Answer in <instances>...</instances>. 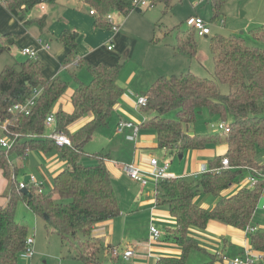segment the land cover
<instances>
[{"label":"trees","instance_id":"1","mask_svg":"<svg viewBox=\"0 0 264 264\" xmlns=\"http://www.w3.org/2000/svg\"><path fill=\"white\" fill-rule=\"evenodd\" d=\"M56 0H6L7 8L20 20L28 11L41 2L47 4ZM95 11V24L110 28L106 14L112 9L122 12L132 10L131 0H86ZM220 1L213 0L216 15ZM30 22V20L28 21ZM45 26L46 15L38 19ZM196 30L190 28L177 36V50L191 57L198 55L195 40ZM255 38L264 42V25L252 31ZM3 39V38H2ZM0 39V41L2 40ZM59 40L66 45L69 56L74 58L78 46V34L64 30ZM6 49L0 46V55ZM211 53L214 62V77H202L194 72H182L169 77L159 76L146 91L148 103L142 109L150 117L140 122V128L156 131L158 148L176 154L190 150H203L210 145L226 144L225 155L211 159L208 169L200 178L189 181L187 176L163 178L157 182V201L167 205L177 222L176 242L182 253L178 258H164L158 264H186L191 252L202 249L189 236L191 227L205 229L212 220L245 230L252 220L264 194V180L260 179L253 188L241 187L235 194L223 193L245 177L247 168L264 173V164L257 159L258 150L264 149V47L248 45L242 37L216 35L212 37ZM83 61L80 60L82 64ZM92 79L89 83L78 81L72 94V110L60 108L56 111V130L68 134L72 144L59 146L45 137L46 116L62 97L68 84L60 77L47 79L45 65L38 59L6 65L0 72V117L12 116L9 108L29 99L35 89H42L29 115L13 116L15 131L37 133L38 137L20 140L12 150L0 148V170L12 180L8 202L0 206V264H18L19 253L25 248L28 227L16 220L15 210L19 200L25 201L65 241L86 236V244L80 242L78 258L84 264H95L99 246L90 236L95 224L120 215L121 206L103 153L93 154L94 163H84L85 145L94 133L109 124V118L121 99L124 89L118 83L119 65L83 62ZM222 84L230 86L229 93H223ZM207 109L218 122L227 121L229 132L217 131L209 135L194 133L191 128L198 115ZM174 112L175 117L169 116ZM90 117L80 128L70 127L80 119ZM51 151L57 148L61 159L67 163L53 181L51 191L36 186L29 188L31 195L22 192L18 185V166L9 161L11 154L25 158L31 149ZM229 158L230 167H222V159ZM17 176L13 180L12 175ZM219 198L213 208L199 205L195 198L201 193ZM251 246L264 254V231L250 235ZM81 243L84 246L81 245ZM95 259V261H94ZM109 264H122L113 257ZM264 264V259L259 263Z\"/></svg>","mask_w":264,"mask_h":264},{"label":"rangeland","instance_id":"2","mask_svg":"<svg viewBox=\"0 0 264 264\" xmlns=\"http://www.w3.org/2000/svg\"><path fill=\"white\" fill-rule=\"evenodd\" d=\"M59 1V0H58ZM62 4L68 5L71 2V6L75 9L78 8L80 0H60ZM46 8H51L47 3ZM89 9L88 6L84 7ZM134 7L129 13H122L119 15L118 9L110 10V14L114 15L121 21L125 20V28L127 33L121 41V48L130 50V57H126L127 60H122L125 55L121 56L116 65H119V80L120 84L124 88V93L119 100V104H123L121 110L114 108L107 126L99 128L93 135V138L85 145L84 155L82 161L84 163H94L96 161L93 154L96 153H109L112 160L122 163H134L137 166H145L149 162L152 155L162 159V154H165L163 150L158 148L157 134L154 129L141 128L139 136L136 140L128 138V134L131 131L128 129L124 132L117 131L118 122L121 118L125 120H134L136 123L142 122L144 119H148L151 115L145 112L142 108L136 109V101L142 91H147L153 84V82L159 76H171L174 74H180L182 72H194L202 77H214V62L211 53L212 37L216 35L222 36H238L242 37L244 41L253 47H264V42L255 38L252 31L258 29L264 25V0H221L219 14L216 15L213 0H157L153 7L144 8L142 11H138ZM48 11V10H47ZM43 13L41 6L38 4L31 9V15L33 21L30 23V38L24 37L22 41L19 39L20 26L13 24L7 18L4 17L3 12L0 11V39L8 35V32L14 33L18 36L17 40H12L9 44H6V49L0 55V72L6 65H14L27 59V56L22 55L21 47L31 45L38 46L37 39L41 38L44 43H50V50H47V54L44 58L47 70L46 75L52 77L51 71L58 72L59 62L53 55L55 51V44L48 40V37H44L41 33L39 36L40 26L37 17H40ZM199 16L205 20L207 26L210 28L211 33L208 35L195 34V40L197 43L198 55L191 57L179 50L174 49L177 46V36L180 32L186 33L190 30V26L187 24V19L191 16ZM120 16V17H119ZM128 19V20H127ZM10 34V33H9ZM2 43H0L1 45ZM112 46L117 45V41L113 43L109 42ZM40 48V47H39ZM119 49V46L117 47ZM102 52L107 50L105 45L101 48ZM174 50L177 55H174ZM81 64L79 63V66ZM70 68L69 70L60 71V77L68 84V88L58 102L53 106L52 112L56 113L58 109L63 106V109L69 107L71 102L72 90L76 87L75 79L72 72H75L76 76L83 80L86 77L88 81L90 79V72L85 65L80 67ZM76 68V69H75ZM84 81V80H83ZM89 83V82H87ZM230 86L228 84H222L221 90L223 93L230 92ZM119 104L117 106H119ZM171 117H175V113L169 114ZM218 123L217 116H211L207 109H204L197 117L196 122L192 126L191 130L200 135H209L218 131L215 125ZM79 125V122L73 124L70 127V131H75V127ZM51 129L47 128L46 134L50 133ZM2 132H0V136ZM149 145V146H147ZM147 146V147H144ZM222 147L220 145H210L208 147L209 152L216 148ZM205 151V149H204ZM217 151V149H216ZM203 150L193 151L180 159L179 155L174 151L169 153L168 159L172 160L171 173L173 177H179L177 175L183 172H193L195 170H204L202 159H206L208 166L209 158L207 155L202 154ZM174 154V155H173ZM28 159L23 162V158L19 157L17 153L11 154L8 158L11 162H21L24 164L20 167L16 173L19 178L25 180L28 179L30 174H34L37 180L43 183L44 191H51L53 188L54 177L48 169V165L52 160L61 161L59 151L54 148L51 151H44L41 149H31L28 153ZM257 159L264 163V149L258 150ZM16 165V163H15ZM12 175V174H11ZM176 175V176H174ZM202 173L198 176L200 178ZM130 178V176H129ZM187 180H195L194 177H186ZM243 178L239 182L233 184L231 188L226 192L230 194L239 187H242ZM119 181V180H118ZM124 179L120 181L123 183ZM12 180L8 178L7 190L0 194V200H5L2 195L8 197L10 193ZM136 190V189H135ZM134 190V191H135ZM137 192V190H136ZM120 194H118L119 196ZM123 200L121 194L118 198ZM261 200L264 203V194ZM197 203L206 208H213L215 206V197L212 194L201 193L197 197ZM16 220L28 227V235L35 238L34 250L35 255L33 258L24 259L19 258L18 264H81V259L77 258V248H80V242L85 240L82 233H78L77 237L70 238L63 241L59 235L54 232L49 226L46 227V221L44 218L36 214L25 201L19 200L15 210ZM152 220V221H151ZM139 228L136 232L137 240L145 242L150 238L149 230L153 225L164 236L162 226L158 222L153 221V212L140 216L138 220ZM252 225L257 226L260 230L264 231V209L258 207L255 211ZM234 227V226H233ZM237 229L238 234L243 236L244 230ZM120 228H118L119 230ZM234 229V230H235ZM206 230V229H204ZM205 237L211 240L213 234L209 233ZM236 235V234H235ZM239 236V235H237ZM242 240L241 238H237ZM96 242V241H95ZM86 244V241H83ZM97 243V242H96ZM249 246L251 245L249 236ZM81 245L84 246L82 243ZM137 246V245H136ZM108 248L100 250L101 260L104 262L111 261V254L108 253ZM236 248H233L228 257L233 259L235 256ZM203 254L193 253L189 256V263L193 264V259L199 261ZM95 261V259H94ZM95 264H104L102 261L94 262ZM108 264V263H107Z\"/></svg>","mask_w":264,"mask_h":264},{"label":"crops","instance_id":"3","mask_svg":"<svg viewBox=\"0 0 264 264\" xmlns=\"http://www.w3.org/2000/svg\"><path fill=\"white\" fill-rule=\"evenodd\" d=\"M70 4L71 2H68V5H64L61 3L60 0L59 1L56 0L54 3H49L48 5H50L51 8L49 9L45 8V10L42 9L43 10L42 15L40 17H37L36 18L37 20H35L38 22V19H40L43 15H46L45 26L41 27V25L39 24L40 31H41L39 33V36L42 33L44 34V37H48V40L50 42L54 43L56 41L55 51L53 55L58 60L60 66H59L57 73H56V70L54 72L51 71L52 77H48L46 75L47 65H46L44 58L47 54V50L43 49L39 45V43H38V46H33V45L30 46V47L37 48L39 50L38 60H40L45 65L44 74L47 79H53L56 77H60V71L69 70L70 68L75 67L76 65H73L71 63L76 58L80 59L83 62H88L92 64H96L98 62H104V63H107L108 65L114 66L116 65V62L119 61L123 53L125 55V58L122 60V62L127 60L126 57L128 56L130 57L129 55L130 50L122 49L120 47L121 41L127 33V30L125 28L126 19L125 20L121 19L120 21L116 17L117 21L120 23V28L118 32H113L110 28L108 29L105 27H100L95 24L96 16L90 13L91 8H90L89 3L86 0L79 1L78 10L72 7ZM86 6H88L89 9L84 8ZM135 9L138 11L139 10L142 11V9L137 8V7ZM0 11L3 12V15L5 18H7L13 24L16 23L20 26L21 28L20 33H23L22 35H19V39L21 41L24 37L29 38L30 40L34 41V38L31 39L29 36L30 34L29 25L33 21L31 10L28 11L24 20H20L7 8L6 0H0ZM130 11L122 12V13H124L125 15L129 13ZM125 16L127 17V15ZM29 20L30 22H28ZM66 29L75 31L78 34V46L75 51L74 58H71L69 56V53H70L69 48L59 40L61 33ZM14 39L17 40L18 36L14 35V33L8 32V35L3 37V39L0 41V43H2L0 46L6 47V44H9V42H12V40ZM39 39H37V41ZM114 40L117 41V45L115 47L113 46L112 49H109L108 47L109 45H111L109 44V42L113 43ZM46 43H49V42H46ZM105 45L107 46V50L105 52H102L101 48H103ZM118 46H119V49H117ZM173 46H174V49L177 50V46L175 47V44ZM25 47H28V46L21 47V50ZM50 49L51 48H49V50ZM174 55H177V52L175 50H174ZM83 62L82 64L80 63L81 64L80 66L83 65ZM65 66L67 67L65 68ZM80 66L78 65L77 67H80ZM72 73L75 79L76 87L78 85L79 80L80 81L84 80L83 82L87 83V82H90L92 79L91 74H90V79L88 81H85L87 80L86 77H83V80H81L76 76L75 72H72ZM118 83L120 84L119 78H118ZM76 87L72 90V94L74 93ZM143 92H146V91H142L141 94ZM117 105L115 106V108L118 111L121 110L123 107V104H119V106ZM60 106L61 108H63L62 105ZM64 110L71 111L72 103L70 102L69 107ZM89 119L90 117H84L83 119H80L79 121H77L79 122V125L75 127L74 130H77L78 128H80ZM131 121H134V120H131ZM129 130L132 133V130L131 129ZM147 146H144V147H147ZM221 146L222 147H217V146L213 147V148H216L217 151L216 149L215 151L211 150L212 151L211 153L209 152L208 148H206L205 151L203 149L202 154H197V155L198 156L207 155L211 159L215 158L216 156L225 155L228 150V146L226 144H221ZM161 150L165 151L164 152L165 154H162L163 158L159 159L160 161L164 160L165 158H168L167 156L170 153L168 150H165V149H161ZM193 151L199 152V150H190L186 152L185 154H183V158ZM103 154L109 160H112L109 153L104 152ZM27 157L23 158L24 160L23 162H25V160L29 158ZM151 157H156V156L152 155ZM116 162L117 164L112 163L111 161H107V165L113 176L117 195L118 194L123 195V200L121 199L119 200L120 206H121V213L119 216L113 219L106 220V221L95 224L92 228V234L90 237L94 239L97 242V245L100 247L99 252H98L99 261H102L104 264H107V263L109 264L111 261L106 263L103 260H101L102 258L100 256V250L104 249V247H107L108 251L107 250L106 251L111 254V258L113 259V257L115 256L112 255L110 249L115 246L121 249H125L128 247L135 248V255L132 256L128 260H124L122 257H119V258L116 257L122 264H158V261L164 258L180 257L182 253V248L175 240V238L177 237V222L167 205L158 204L157 188H156L157 184L155 182H150L147 185H142L141 183L132 180L122 170L121 166L119 165V163L121 164L122 162H118V161ZM15 163H16V166H18V168L24 165L21 162L19 164L18 162H15ZM260 163L264 164L263 162H260ZM148 164L149 162L145 166H148ZM202 164L204 167L203 168L204 170L202 171H205L206 169H208V166L206 164V159H202ZM66 167H67V163L63 159H61V161L52 160V162H50L48 165V169L50 173L53 174L54 178ZM171 168H172V162L169 168L170 176L173 175V173H171ZM201 173H202L201 170L198 169L193 172H183L182 174L177 175V176H189V177L196 178ZM196 174L197 176L195 177ZM248 175H249V172L246 171L245 177H247ZM122 179H124V181L123 183H120ZM7 187H8V178L3 174L2 170H0V194L6 191ZM230 188H228L223 193L224 196H230L232 194H235L241 187H239L238 190L227 195L226 192ZM135 189L137 190V192ZM2 196L5 198V200H0V206H5L8 202V197H6V195H2ZM197 197L195 198L196 202H197ZM218 199L219 198L215 197V205L218 202ZM261 202L263 201L261 200ZM150 210L153 212V221L158 222V224L162 226V230L164 232V236L162 234L160 240H158L157 242H152V243L149 242V239L146 240L145 242H142L141 240H137V236L135 235L136 232L138 231L137 229L139 228L138 220L140 219V216L148 214ZM118 228L120 229L118 230ZM205 229L206 230L191 227L189 230V236L193 237L202 248V249L193 250L191 254L193 253L203 254L202 258L199 261H196L193 259V264H226L227 262L225 261L224 257L227 258L230 251L233 248H236L235 254L238 255L243 252L246 246L247 247L249 246L248 244L249 235H247L245 231H244L243 236L241 234H238V232L236 231L237 229H235L233 226L227 225L217 220H212L208 223ZM208 232L214 235L211 237V240L205 237V235H209ZM149 235H150V230H149ZM86 238L87 237H85V240ZM237 238H241L242 240H238ZM77 249H78L77 253H79L80 248H77ZM81 264H84V262L82 261ZM186 264H190L189 259L187 260Z\"/></svg>","mask_w":264,"mask_h":264},{"label":"built area","instance_id":"4","mask_svg":"<svg viewBox=\"0 0 264 264\" xmlns=\"http://www.w3.org/2000/svg\"><path fill=\"white\" fill-rule=\"evenodd\" d=\"M157 0H131L132 6L144 9L153 7L155 5ZM45 2L39 3L42 9L45 10ZM90 13L92 15H95L94 10H90ZM122 14V11H119V15ZM106 20L111 25L110 29L113 32H118L120 28V23L117 21L116 16L110 14H106ZM187 24L194 28L197 33L201 36L208 35L211 33L210 28L207 26V23L205 20L199 16H191L187 19ZM39 45L46 50H49L50 44L44 43L42 39L38 40ZM109 49H112L113 46L109 45ZM38 49L34 47H25L21 50V53L24 56H27L28 58H31L33 60L38 59ZM80 59L76 58L72 61L71 64L73 65H79ZM70 64V65H71ZM67 66H65L66 68ZM42 89H35L33 92V95L27 99L24 102H19L14 104L9 108L10 114L12 116L7 118H1L0 117V132H2V135L0 136V148L5 149L7 151L12 150L16 144L23 139H30L38 137L37 133H31V132H21V131H15L12 129L14 126L13 123V116L17 115H29L32 112L33 107L36 104V100L38 99V96L40 95ZM148 103V97L145 94H141L138 96L136 101V108H143ZM56 113L50 112L46 116V127L51 129V132L48 134H44L45 137L51 138L55 141L56 144L59 146H65V145H71L72 141L68 134L62 131H57L56 128ZM215 128L218 129V131L221 132H229L230 131V125L227 121H221L218 122L215 125ZM126 129H131L132 133L128 135V138L131 140H136L139 136L140 132V123H136L135 121H129L125 119H121L117 125V131L118 132H124ZM29 151L26 153V156H28ZM106 161H111L112 163L117 164L116 161L109 160L108 158L105 159ZM122 170L130 176V178L134 181H137L141 183L142 185H147L150 182H157L160 179L163 178H170L173 176L169 175V168L171 166V160L168 158H165L164 160L160 161L156 157H151L148 166H137L134 163H119ZM222 167L223 168H229L230 162L228 157H224L222 159ZM247 171L249 172V175L244 180V183L242 187H248L253 188L255 187L259 180H264V173H262L258 169H252L247 168ZM197 174L195 175V177ZM12 178L14 180H17V176L15 174L12 175ZM19 178V177H18ZM18 185L22 189H29L31 186H36L40 190L43 188V185L41 182L37 180V177L34 174H30L27 180L19 178L18 179ZM260 207L264 209V203L260 202L257 208ZM259 228L254 225H248L245 228V232L247 235H250L253 232L258 231ZM162 233L155 227H150V238L149 242H157L160 240ZM34 244H35V238L28 236L26 246L25 248L19 253L20 258L24 259H30L33 258L35 255L34 250ZM113 256L119 258L122 257L124 260L130 259L132 256L135 255V248L128 247L125 249H121L117 246L112 247L110 249ZM226 264H259L264 259V254L262 252H259L255 250L252 246H246L242 253L235 256L233 259L224 257Z\"/></svg>","mask_w":264,"mask_h":264},{"label":"water","instance_id":"5","mask_svg":"<svg viewBox=\"0 0 264 264\" xmlns=\"http://www.w3.org/2000/svg\"><path fill=\"white\" fill-rule=\"evenodd\" d=\"M140 11V10H139ZM146 92H143L142 94H145ZM179 158L182 159L183 158V154H179ZM22 192L25 193L26 195H31V192L29 189H22Z\"/></svg>","mask_w":264,"mask_h":264},{"label":"bare ground","instance_id":"6","mask_svg":"<svg viewBox=\"0 0 264 264\" xmlns=\"http://www.w3.org/2000/svg\"><path fill=\"white\" fill-rule=\"evenodd\" d=\"M14 180V179H13ZM20 258V257H19Z\"/></svg>","mask_w":264,"mask_h":264}]
</instances>
